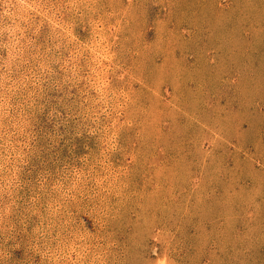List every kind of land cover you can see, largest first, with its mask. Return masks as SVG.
<instances>
[{
    "label": "rangeland",
    "instance_id": "374dc122",
    "mask_svg": "<svg viewBox=\"0 0 264 264\" xmlns=\"http://www.w3.org/2000/svg\"><path fill=\"white\" fill-rule=\"evenodd\" d=\"M0 264H264V0H0Z\"/></svg>",
    "mask_w": 264,
    "mask_h": 264
}]
</instances>
